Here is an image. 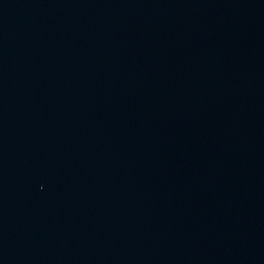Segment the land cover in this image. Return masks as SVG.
<instances>
[{"label":"water","instance_id":"1","mask_svg":"<svg viewBox=\"0 0 264 264\" xmlns=\"http://www.w3.org/2000/svg\"><path fill=\"white\" fill-rule=\"evenodd\" d=\"M0 264H264V0H0Z\"/></svg>","mask_w":264,"mask_h":264}]
</instances>
